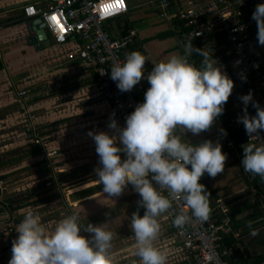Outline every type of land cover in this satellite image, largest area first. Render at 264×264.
<instances>
[{"label": "clouds", "instance_id": "obj_1", "mask_svg": "<svg viewBox=\"0 0 264 264\" xmlns=\"http://www.w3.org/2000/svg\"><path fill=\"white\" fill-rule=\"evenodd\" d=\"M252 19L257 26V42L264 45V3L256 5ZM193 52L201 57L199 65L190 61ZM145 61L142 53L133 50L123 62L110 67V78L121 92L131 90L141 79H146L149 87L143 102L125 117L123 127L110 119L108 127L114 130L111 135L103 131H89L88 135L98 155L100 166L94 171L102 192L111 199L131 185L140 197L137 204L143 207V215L138 211L131 214L134 255L139 264H165L164 253L153 246L160 231L157 217L170 209L179 195L191 209V217L185 213L175 215L174 226L182 227L192 217L206 221L211 211L209 193L198 180L205 173L215 177L222 172L226 159L218 140L190 143L175 130L179 128L183 136L185 132L195 135L208 130L223 113L233 80L221 71L211 52L194 47L191 40L184 44V54L155 63L147 73ZM241 79L246 77L241 75ZM239 99L244 114L237 118L238 122L249 137H259V131L264 130V107L252 99L251 91ZM250 101L256 109L251 116L247 112ZM219 131L226 135L224 129ZM121 152L126 157L123 160ZM242 152L243 170L264 180V143H246ZM162 190H167L168 195ZM82 228L90 235H80ZM15 231L8 264H111L108 249L113 233L101 224L81 225L77 211L49 228L40 214L29 208Z\"/></svg>", "mask_w": 264, "mask_h": 264}, {"label": "built area", "instance_id": "obj_2", "mask_svg": "<svg viewBox=\"0 0 264 264\" xmlns=\"http://www.w3.org/2000/svg\"><path fill=\"white\" fill-rule=\"evenodd\" d=\"M259 3H264V0H144L133 7L153 9L168 30L174 31L176 47L183 54L184 44L190 40L194 47L211 52L221 71L233 80V88L225 104L231 116L230 122L245 144L264 143V130L259 131V137H249L243 124L237 120L244 114V105L239 97L249 91L252 99L264 107V45L257 42V26L252 19V12ZM131 9L126 0H50L45 8H36L31 4L22 8L25 20H37L43 26L50 44L58 48L67 47V59L80 62L91 71L94 91L108 106L109 121L115 119L120 127L124 126L125 117L135 106L143 102L144 92L149 87L147 80L141 79L131 90L121 92L109 74L110 67L123 62L127 53L136 50L143 54L136 46L133 30L120 37L107 31L111 22L123 18ZM197 58L200 63V55L193 52L190 61L195 63ZM144 69L145 73L151 70L147 59ZM241 75L246 79H241ZM17 97L24 131L28 138L33 137L39 144L40 140L34 134L36 128L32 126L36 116L28 106L26 91H19ZM247 112L249 116L255 115L256 109L251 101ZM175 133L179 135L177 129ZM41 146L45 147L42 142ZM54 155L55 150L45 153L48 158ZM248 176L251 174L248 173ZM201 178L198 182L204 185ZM153 184L156 186L155 182ZM3 186L5 184L0 180V201ZM162 191L168 195L167 190ZM258 197L262 214L257 221L264 228V201L262 195ZM209 207L211 211L206 221L192 217L182 227H176L173 225L175 215L185 213L191 217V209L178 195L172 207L157 219L174 231L181 261H188L189 264H241L230 261L235 248L241 249V246L225 243L227 239H239L228 208L210 199ZM141 211L144 212L143 207ZM10 217L13 219L6 210L0 214V228H3L0 229V264H8L11 256L9 237L16 234L13 223L4 224ZM85 233L81 232V235Z\"/></svg>", "mask_w": 264, "mask_h": 264}, {"label": "rangeland", "instance_id": "obj_3", "mask_svg": "<svg viewBox=\"0 0 264 264\" xmlns=\"http://www.w3.org/2000/svg\"><path fill=\"white\" fill-rule=\"evenodd\" d=\"M142 1L130 0V3L138 5ZM145 8L146 6L136 8L134 9L136 11L131 15L138 17L133 22V26L139 31L151 62L165 61L172 55L181 54L176 47V37L172 34L161 33L163 26L158 21L157 15L145 17ZM146 22H148V26L145 30L141 31L137 28V24L142 25ZM40 52L36 53L41 54ZM50 55L51 53L44 54V57L40 55L41 64L45 66L50 60L47 56ZM16 74L22 75L20 78H25L28 70L21 69ZM52 86L53 84H46L40 91L51 92ZM66 102L68 103V101ZM84 103V101L79 102L77 99L74 110H71L70 114L61 115L62 117L56 121L54 129L50 130L54 137L43 141L46 147L39 145L38 147L32 142L27 144L24 139L25 136L21 132L22 120H17V123L12 120L11 124H9L10 122L0 123V176L7 174V177L2 179L5 184L3 186L4 192L7 190L10 194L13 190L16 192L17 189H28L34 192L33 199L38 201V205L37 207H30V209L33 211L40 210L41 221L49 223L51 228L55 220L70 214V208H74V211L79 213L80 222L93 219L96 221L93 223L94 225L101 224L106 230L111 231L113 238L111 247L108 249V255L111 264H117L127 256H135V250L132 251V247L135 245L133 243L135 237L129 238V232H132L130 210L134 205H137L136 192L131 185H128L119 197L110 199L106 193L102 192V184L96 181L98 178L94 169L99 166L93 165L86 173L82 171L83 166H89L98 160L95 143L92 137L88 135L89 131L93 133L103 131L110 135L114 131L104 126L107 119L105 112L99 115L94 109L87 108L88 110H86L83 107ZM219 129L221 127L217 126L215 118L208 130L195 135L185 132V135L190 143H200L208 139L213 142L218 140L220 144H223L225 139ZM232 146V143H229V148ZM44 150L46 152L57 150V158L46 157L45 153H42ZM223 153L226 154L224 170L215 177H209L208 182L211 188L221 196V200L228 204L234 218L239 214L246 217L257 209L252 205L253 199L247 193L242 181L240 161L238 159L235 161V152L224 151ZM41 158L47 160L48 174H36L37 164ZM55 163L60 164L61 168L54 169ZM84 190H90V195L83 197V202H80L82 198L72 202L70 195ZM50 196L53 197V200L47 199ZM26 209L29 207L19 211V214H23ZM85 235L89 236L90 234L86 232ZM245 238L253 255L264 253L263 228L248 233ZM157 240L155 239L154 242H158ZM167 248L163 246L158 249L165 250Z\"/></svg>", "mask_w": 264, "mask_h": 264}, {"label": "crops", "instance_id": "obj_4", "mask_svg": "<svg viewBox=\"0 0 264 264\" xmlns=\"http://www.w3.org/2000/svg\"><path fill=\"white\" fill-rule=\"evenodd\" d=\"M126 1L130 8H132L129 13L122 18L126 20L127 30L123 29V31H118L115 37H120L123 33L126 34L128 31L133 30L136 33V46L146 56L152 68L155 63L151 62L149 59L143 45V39L139 35V31L133 26V22L138 19V17H132L133 15H131L136 11L134 10L136 8H133L136 5H132L130 0ZM26 4H31L36 8H45L50 4V0H0V123L10 122L9 124H11L12 120L16 123L17 120H20L17 93L21 90L26 91L28 106L36 116L32 126L34 129L36 128L34 134L39 138V144H41V142L44 144L43 141L45 139L54 137V134L51 135V131L54 129L56 121L61 119L62 114H70L71 110H74L77 99L79 102H85L83 107L86 108V110H88L87 108L94 109L99 115L105 112L107 114L105 122H107V120L109 122L108 106L94 91L93 74L82 63L67 59V47L58 48L50 44L48 48L41 49L39 45L38 48H36L34 44L29 43L35 34L28 26L29 20H25L22 15V8ZM144 11H146L144 13L145 17L148 15L149 17L157 15L156 12L149 7H146ZM157 19L163 26L161 33L168 32L169 30L166 23L161 21L158 17ZM147 23L148 22L142 25L137 24L136 26L143 31L147 28ZM115 25L116 22L113 21L108 25V28L114 27L115 29ZM36 52H40L41 54H37ZM47 53H51L50 56H47L51 61L49 60L44 66L41 64L40 55L44 57V54ZM21 69L28 70V74L25 78H20L22 75L18 76L16 74L19 73ZM46 84H53V90L51 92L40 91ZM31 91L33 94H31ZM66 101H68V103ZM216 124L218 127H221L219 122L216 121ZM177 130L181 139L186 140L187 137L185 133L183 136L181 130L179 128H177ZM21 132H23V136L27 138L25 139L24 137L28 144L30 142L28 135L23 130ZM36 141H38V139ZM223 144H221V148ZM47 152L45 150L42 151V153ZM208 180V174H203L201 182H205L210 190H214L211 188ZM206 184L205 186L207 187ZM213 194L214 200L222 201L221 196L216 191ZM2 198L1 196V200ZM80 202H83V198ZM236 218H240L241 224L245 227V217L239 214ZM9 220L10 219L6 220L4 224L13 222V219H11L10 222ZM59 220L60 219L55 220L54 225ZM45 224L50 227L49 223ZM13 225L14 232L16 233L15 224ZM1 226L2 225H0V227ZM256 227L257 226H255V229L250 233L259 229H256ZM16 236L17 233L10 235V244H12ZM156 245L157 244L153 243V246Z\"/></svg>", "mask_w": 264, "mask_h": 264}, {"label": "trees", "instance_id": "obj_5", "mask_svg": "<svg viewBox=\"0 0 264 264\" xmlns=\"http://www.w3.org/2000/svg\"><path fill=\"white\" fill-rule=\"evenodd\" d=\"M114 22H116V28L114 29V27L108 28V32L111 35H117L116 33L118 31H123L127 30V23L126 20L120 18L115 20ZM126 32V31H125ZM123 33V32H122ZM124 34V33H123ZM164 34H172L173 36L175 35L174 31L169 30L168 32L164 33ZM181 54H183L181 52ZM193 58H195V55L193 56ZM196 65H199V58H197L195 60ZM27 100V98H26ZM227 105L224 103L223 105V113L221 115H219L218 117H216V121L219 122L220 126L222 129H224L226 131V135L224 136L225 142L223 144V147L221 148V151H226V152H230V153H234L235 155V161H237V159L240 161V166H241V159H242V145H244L245 143L242 141L241 137L238 135L237 131L234 130L232 124H231V116L230 113L228 112V108H226ZM21 120V117H20ZM108 120L107 122H105V127H108ZM218 124V123H217ZM21 128L24 131L25 125H24V121L21 122ZM109 128V127H108ZM25 139H27L25 137ZM30 140L29 143H34L36 146H41V144H36L34 141V138H28ZM229 143H232V148H229ZM38 146V147H39ZM42 147V146H41ZM56 151V156H52V158L56 159L57 158V150ZM121 159L123 160L125 157L124 153H120ZM39 164L38 165V169L36 170V174L37 175H43L44 173L48 174V170L49 168L46 166L47 164V160H44V158H42L40 161H38ZM57 163V162H56ZM54 165V169H60L61 165L60 164H56ZM93 165H99V160H97L95 163H91V165L89 166H83L82 167V171L84 173L88 172V170H90ZM241 172V177H242V181L246 187L247 193L250 195V197L253 199V204L256 207V211L255 212H251V214H249L248 216H246L245 219V227L241 224L240 222V218H234L232 216L231 210L228 206V204L223 201L220 200H216L219 201L222 205L226 206L229 210V217L231 219V221L234 224V230L235 232L238 233L239 239L236 240L235 238L232 239H227L225 241L226 244L228 245H232L233 244H238L241 246V249L239 248H235L234 252H233V257L230 260L231 262L234 263H241V264H264V253H259L257 255H253L251 253V251L249 250V246L248 243L246 241L245 236L252 232L253 229L259 228L260 229V222L257 221V219L261 216L262 214V210L260 207V200H259V195L263 196V201H264V180H261L259 176L256 175H252L248 176V173L245 172L243 170V167L241 166L240 169ZM5 177H7V174H2L0 176V180L4 179ZM204 181V180H203ZM204 185L206 184L205 182H203ZM207 185V184H206ZM208 193H209V199L210 201L214 202V197H213V193L215 192V190H210L208 185L205 189ZM15 190H13L10 194L7 192V190H3V198H2V202L4 203V205L7 207V210L9 211V213L13 216V224H17L21 218H22V214H19V211H21L22 209H24L25 207H37L38 205V201L34 200V192L32 190H16V192H14ZM54 194V193H53ZM79 195V196H78ZM90 195V190H84L82 192H77L74 193L72 195H70L72 202H75L77 200H79L80 198L86 197ZM136 199L137 201L140 199L139 195L136 193ZM57 196V194H56ZM55 196V197H56ZM78 196V197H77ZM59 197V196H58ZM216 197V196H215ZM47 199H52L53 197H47ZM136 207L139 208L138 214L139 215H143V212L141 211V207L138 204L134 205L131 210H130V216L132 214V210H134ZM40 210H35V212L39 213ZM74 211V208H70V213H72ZM0 212L4 213L5 212V208L3 206H0ZM0 213V214H2ZM85 217V216H84ZM86 218V217H85ZM84 218V219H85ZM88 222L91 223H96L95 220L90 219V220H86L84 222H80L79 223L81 225H86ZM160 224V231L158 233V236L156 239H158V242H154L155 244H157L156 248H160L163 246L168 247L165 250H160L161 252L164 253V255L166 256V261L165 264H189L188 261H181V258H179V254L181 253L179 245L177 244V242H175V234L174 231L168 227V225L163 222V221H158ZM252 224V225H251ZM251 225V226H250ZM250 229V230H249ZM264 229V228H263ZM81 232H84L83 228L80 231V235ZM84 235V234H82ZM84 236H88V235H84ZM129 238H134V234L133 232H129ZM135 244V241L133 242ZM236 247V246H234ZM134 251L135 247H132ZM119 250V249H118ZM237 258V259H236ZM133 261L136 262V264H139V258L136 256H127L124 260L118 262L117 264H133ZM237 261V262H236Z\"/></svg>", "mask_w": 264, "mask_h": 264}, {"label": "water", "instance_id": "obj_6", "mask_svg": "<svg viewBox=\"0 0 264 264\" xmlns=\"http://www.w3.org/2000/svg\"><path fill=\"white\" fill-rule=\"evenodd\" d=\"M29 28H31L34 31L35 36L31 38L29 41L30 44H34L36 48H38V45L41 49L48 48L50 46V41L47 39V35L43 29V26L39 23L37 20H33L28 22ZM0 205L5 208V210L9 213L7 210V207L0 201ZM134 211H139V208L136 207L134 210H132V213ZM9 215H11L9 213ZM11 221V217L9 222Z\"/></svg>", "mask_w": 264, "mask_h": 264}, {"label": "bare ground", "instance_id": "obj_7", "mask_svg": "<svg viewBox=\"0 0 264 264\" xmlns=\"http://www.w3.org/2000/svg\"><path fill=\"white\" fill-rule=\"evenodd\" d=\"M81 187V186H80ZM76 190V189H75Z\"/></svg>", "mask_w": 264, "mask_h": 264}]
</instances>
